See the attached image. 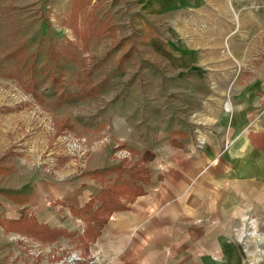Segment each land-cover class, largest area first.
<instances>
[{"label": "rangeland", "instance_id": "374dc122", "mask_svg": "<svg viewBox=\"0 0 264 264\" xmlns=\"http://www.w3.org/2000/svg\"><path fill=\"white\" fill-rule=\"evenodd\" d=\"M175 121L199 143L208 128L224 150L242 139L231 171L264 179V0H0V168L87 178L121 199ZM93 207L20 248L39 264L79 253L70 264H101ZM258 208L235 213L244 264H264Z\"/></svg>", "mask_w": 264, "mask_h": 264}, {"label": "crops", "instance_id": "0c3cea01", "mask_svg": "<svg viewBox=\"0 0 264 264\" xmlns=\"http://www.w3.org/2000/svg\"><path fill=\"white\" fill-rule=\"evenodd\" d=\"M227 118L221 120L226 123ZM166 125L172 126L170 137L157 153L144 157L149 164L141 191H126L121 195L126 207L113 210L100 228H94L92 254L101 264H244L232 226L235 213L243 215L247 207L264 204L263 175L248 179L231 171V161L246 157H241L243 149L235 153L237 145H244L242 139L224 150L223 140L208 128H200L199 143L192 123ZM226 139L230 143V137ZM153 161L160 165L151 167ZM97 186L87 178L53 177L39 169L0 168V264H39L31 249L20 248L28 232L6 229L7 220L32 215L60 229L91 197L96 201L93 208L101 204L98 195L106 187Z\"/></svg>", "mask_w": 264, "mask_h": 264}, {"label": "trees", "instance_id": "16d2710c", "mask_svg": "<svg viewBox=\"0 0 264 264\" xmlns=\"http://www.w3.org/2000/svg\"><path fill=\"white\" fill-rule=\"evenodd\" d=\"M126 185H129L133 189L134 194H138L141 191V187L136 189L135 183H131L129 180L124 182ZM100 198L102 199L101 204L95 207L92 211V217L89 218L87 229L92 231L94 228H100L103 225L107 217H98L97 215L101 211H108V215L115 209L124 208L126 205L122 203L121 199H119V193H115L108 190H103L100 193ZM94 197H91L82 207V209L92 208L94 203ZM0 222L3 220L0 218ZM6 229L9 230H19L23 232H28L37 236H41L42 238H55L59 237V230L51 227L47 223H40L35 216H21L19 219L7 220ZM97 232L92 231L93 237L96 236ZM56 239V238H55Z\"/></svg>", "mask_w": 264, "mask_h": 264}, {"label": "built area", "instance_id": "2783aa9c", "mask_svg": "<svg viewBox=\"0 0 264 264\" xmlns=\"http://www.w3.org/2000/svg\"><path fill=\"white\" fill-rule=\"evenodd\" d=\"M54 256V254H52ZM83 259V257L79 254H73V255H68L65 259H61V262H57V264H70L72 261H78ZM43 264H48L45 261H43ZM52 264V263H50Z\"/></svg>", "mask_w": 264, "mask_h": 264}, {"label": "bare ground", "instance_id": "6f19581e", "mask_svg": "<svg viewBox=\"0 0 264 264\" xmlns=\"http://www.w3.org/2000/svg\"><path fill=\"white\" fill-rule=\"evenodd\" d=\"M227 105H228V106H230V104H229V103H227Z\"/></svg>", "mask_w": 264, "mask_h": 264}]
</instances>
